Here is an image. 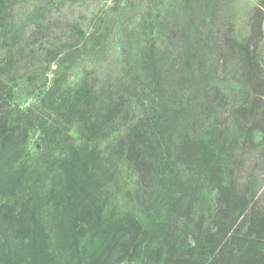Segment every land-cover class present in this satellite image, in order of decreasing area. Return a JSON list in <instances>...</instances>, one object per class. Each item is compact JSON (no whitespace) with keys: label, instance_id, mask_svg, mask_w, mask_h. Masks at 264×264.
<instances>
[{"label":"rangeland","instance_id":"1","mask_svg":"<svg viewBox=\"0 0 264 264\" xmlns=\"http://www.w3.org/2000/svg\"><path fill=\"white\" fill-rule=\"evenodd\" d=\"M0 82L26 114L0 142V207L29 201L46 244L32 261L10 238L8 264H85L129 216L156 236L140 246L182 235L216 195L187 143L264 211V0H0ZM141 118L153 127L138 168L121 143ZM74 153L87 163L66 179ZM16 177L25 191L4 187ZM135 243L104 264H154Z\"/></svg>","mask_w":264,"mask_h":264},{"label":"trees","instance_id":"2","mask_svg":"<svg viewBox=\"0 0 264 264\" xmlns=\"http://www.w3.org/2000/svg\"><path fill=\"white\" fill-rule=\"evenodd\" d=\"M1 85L2 82H0V142L2 141L4 148H8V144L11 143L14 136L13 130L8 128L9 117H18L21 122L20 118L26 114L20 110H11L7 106L2 100L3 88L6 86ZM82 95V91L77 92L74 102H78ZM74 109L76 111L75 107ZM102 125H106L105 120ZM150 126L153 127V120L139 119L130 127L121 143V149L127 147L124 154L125 160L129 164L133 163L139 166L138 168L147 167L145 165L149 157L146 155L145 141L148 137L145 128ZM73 149L76 150L75 152H82L79 149ZM196 152H199V161L205 165L208 174L213 175L215 179V201L208 213H202L196 219L189 218L193 223L192 227L185 223V231L178 237L174 231L165 226V238L154 247L151 243H146L154 240L156 236L150 234L146 238L142 237L145 236V229H142L141 221L129 216L125 223L118 228V235L105 242L102 253L85 264H104L109 254L114 252L123 254L127 250L128 244H136L137 240H139V251H143L149 263L153 262L154 264H264V211L255 206L253 200L251 203L246 194L238 192L234 183L225 182L222 179L219 172L222 163L220 157L217 156L213 160L212 156L209 159V155L202 154L198 146L193 143H187L182 151L189 157L194 156ZM76 156L77 153H74L70 157L71 160L66 161V179L83 163H87L86 159L75 161ZM3 173V169H0V175ZM6 181L4 187L9 192L15 187L25 191V186L20 184L18 177L9 178ZM22 198L26 199L25 194ZM0 215L5 228L0 240V263L8 264L10 262L12 254L5 249L10 238L22 246L19 247L23 252L21 256L30 257L32 261L45 258L46 244L38 245L32 223L38 224L39 229L43 232L42 226L36 220L37 215L29 201H23L20 206L6 202L0 207ZM82 215L88 217L89 213ZM157 233L159 236V229H157ZM140 237L148 240L145 246H140L144 245L141 243ZM14 254L16 255V252Z\"/></svg>","mask_w":264,"mask_h":264}]
</instances>
